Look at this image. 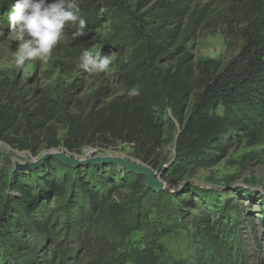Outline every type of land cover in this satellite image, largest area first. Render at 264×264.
Listing matches in <instances>:
<instances>
[{
	"label": "trees",
	"instance_id": "16d2710c",
	"mask_svg": "<svg viewBox=\"0 0 264 264\" xmlns=\"http://www.w3.org/2000/svg\"><path fill=\"white\" fill-rule=\"evenodd\" d=\"M120 1L79 0L85 33L102 27L100 10L112 3L119 7L105 21L112 43L103 52L116 56L109 65L112 76L98 73L101 84L85 98L72 85L77 95H60V104L50 110L38 105L26 113L6 102L0 106V142L34 156L38 149L26 144L28 137L32 144L48 150L62 146L72 154L127 144L135 160L175 187L243 142L264 144V0H157L136 16ZM76 31L69 23L65 37L73 38ZM219 31L228 49L240 43L239 50L225 64L197 61L199 34ZM52 120L56 123L48 126ZM31 122L37 133L27 132ZM22 124L28 126L21 130ZM56 127L66 131L63 142ZM168 148H174L173 162L165 155ZM0 161L12 162L1 153ZM166 163L171 164L166 168ZM9 176L7 191L0 187V264H56V257L59 264L71 258L74 264H120L118 247L112 245L120 242V234L112 227L123 214L121 201L128 194L141 224L154 198L143 177L111 163L72 168L51 159L28 172L14 165ZM199 219L211 233L208 217ZM145 226L149 240L130 258L133 264H160L155 252L162 229ZM74 245L84 261L74 255ZM197 264H204L202 257Z\"/></svg>",
	"mask_w": 264,
	"mask_h": 264
},
{
	"label": "rangeland",
	"instance_id": "374dc122",
	"mask_svg": "<svg viewBox=\"0 0 264 264\" xmlns=\"http://www.w3.org/2000/svg\"><path fill=\"white\" fill-rule=\"evenodd\" d=\"M156 1L121 0L120 3L124 10L136 16L148 11ZM15 3L16 0H0V106L12 101L15 108L26 113L38 105L50 110L55 103L60 104V95L67 92L77 95L78 92L72 90L74 84L81 90L79 97L82 98L96 90L101 84L98 73L81 72L80 56L84 51L105 56L103 48L112 43L110 24L105 22L106 17L113 15L119 7L112 3L109 9L99 11L100 15H104L101 28L87 32L81 37H65L53 49L47 63L30 60L26 61L22 68H17L13 53L17 50L19 42L8 27V16ZM240 45L238 43L230 50L220 31L215 34L201 32L194 53L197 61H221L225 64L236 54ZM115 59L116 56L113 55L111 62ZM112 71L108 67L104 73L110 78ZM55 123L56 121L52 120L48 121L47 125ZM32 124L33 122L30 129H26L27 132L37 133L36 129H32ZM26 126L28 124H22L21 130ZM56 130L59 141L63 142L66 131L61 127H56ZM21 137L23 138V135ZM21 137L17 136L19 140ZM29 141L30 137L26 144L38 149L37 156L30 150H13L3 142H0V146L31 162L39 161L57 151L80 160L118 157L137 161L133 157L132 147L127 144H116L108 149L87 147L79 154H72L62 146L48 150L45 146ZM165 155L173 162L174 148L166 149ZM11 161L10 165L0 161V181L3 183L0 187L4 191H7L5 185L8 184L7 179L10 177L12 166L15 165V161ZM170 164L166 163L165 167ZM161 192L163 194L159 196ZM161 192L152 191L154 198L147 205L148 220L141 224L136 221L132 200H128V194H125V200L118 197L114 199L118 202L122 200L121 205L124 207L122 216L112 227L120 234V242H116L118 239L115 238L116 243L112 244L118 247L115 254H120V264H133L131 252L144 248V242L149 240L146 236V224H156V227L162 229L159 230L162 235L155 252L160 264H197L201 257L204 264H264V144L248 145L243 142L219 163L190 172L178 187L165 183ZM185 197L190 199L191 204L182 201L181 198ZM181 211H185L186 215ZM206 216L210 220L211 233L205 232V228L200 225L199 218L205 219ZM166 223L172 225L171 228H168ZM164 230L172 232L165 233ZM60 233L65 235L62 230ZM212 241L218 244H213ZM73 253H78L79 260L84 257L75 245ZM0 254L3 256V252ZM56 259L57 257L54 258L55 263L59 264ZM62 261L74 264L76 260L71 258Z\"/></svg>",
	"mask_w": 264,
	"mask_h": 264
},
{
	"label": "clouds",
	"instance_id": "9594fccd",
	"mask_svg": "<svg viewBox=\"0 0 264 264\" xmlns=\"http://www.w3.org/2000/svg\"><path fill=\"white\" fill-rule=\"evenodd\" d=\"M71 23L77 26L74 38L85 35L87 22L83 19L79 0H16L8 16V27L18 43L13 53L17 68L26 61L40 60L47 63L53 49L65 38L64 29ZM115 53L101 56L91 51L81 55L80 67L87 73L108 70Z\"/></svg>",
	"mask_w": 264,
	"mask_h": 264
},
{
	"label": "water",
	"instance_id": "95a60500",
	"mask_svg": "<svg viewBox=\"0 0 264 264\" xmlns=\"http://www.w3.org/2000/svg\"><path fill=\"white\" fill-rule=\"evenodd\" d=\"M0 153L7 156L9 159L15 161V167L18 171H31L40 166L45 160L56 159L72 168H76L80 164H94L97 162L111 163L117 165L121 169L131 172L135 175L141 176L145 179L146 191L151 190L154 192H161L164 189V182L160 179L161 175L152 169L151 167L142 164L138 161H129L118 157H105V158H94L88 160H80L75 157L68 156L63 152H54L46 155L41 160L31 162L30 160L10 151L9 149L0 146ZM19 162H24L21 164Z\"/></svg>",
	"mask_w": 264,
	"mask_h": 264
}]
</instances>
